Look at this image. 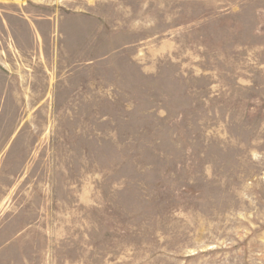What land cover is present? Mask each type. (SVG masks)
Listing matches in <instances>:
<instances>
[{
    "label": "rangeland",
    "instance_id": "374dc122",
    "mask_svg": "<svg viewBox=\"0 0 264 264\" xmlns=\"http://www.w3.org/2000/svg\"><path fill=\"white\" fill-rule=\"evenodd\" d=\"M49 1L52 38L20 21L51 7L6 12L0 245L30 264H264V0Z\"/></svg>",
    "mask_w": 264,
    "mask_h": 264
},
{
    "label": "crops",
    "instance_id": "0c3cea01",
    "mask_svg": "<svg viewBox=\"0 0 264 264\" xmlns=\"http://www.w3.org/2000/svg\"><path fill=\"white\" fill-rule=\"evenodd\" d=\"M21 1L22 2H19V0H0V57L1 56L3 57L4 53L8 52L7 51L8 49L7 45L9 46L8 32L10 33L13 32L8 24V16L6 14L8 3L19 4L22 9L31 5L30 2H34V4L37 5L39 8L51 7L53 9V11L51 12L52 14H50L47 17H40V15L37 13L36 14L34 13L35 15L33 17L24 14V15H20V21L26 20V22H28V24H30V26L32 27L34 34L35 31H37L38 36L40 38L46 39V34H47L41 32V27L42 29L46 27L48 28V34H47L48 37L50 36V38H52L54 35L55 28L57 27L55 10H54L55 2L54 1L50 2L49 0L48 1L28 0L29 2H26L25 0H21ZM34 34H32V36H34ZM36 39L38 40L37 42H39V38L37 36ZM12 40L16 42L14 37L12 38ZM14 245H16V243L13 242H7L5 244L0 245V264H30L25 257H20L15 254V252L13 251L15 250V248L13 249Z\"/></svg>",
    "mask_w": 264,
    "mask_h": 264
}]
</instances>
